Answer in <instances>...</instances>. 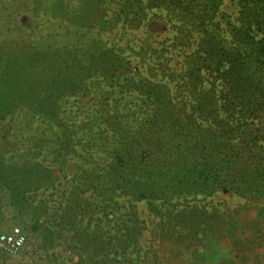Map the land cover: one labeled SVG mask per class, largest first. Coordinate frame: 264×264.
Listing matches in <instances>:
<instances>
[{
    "label": "trees",
    "instance_id": "trees-1",
    "mask_svg": "<svg viewBox=\"0 0 264 264\" xmlns=\"http://www.w3.org/2000/svg\"><path fill=\"white\" fill-rule=\"evenodd\" d=\"M48 8L45 22L59 24L19 52L15 77L3 69L0 126L28 129L19 140L31 146L0 155L8 205L33 217L34 202L50 205L58 222L89 238L86 248L122 241L139 251L155 236L150 228L193 237L205 222H222L218 206L232 202L223 222H256L229 229L253 250L264 230V0H52ZM226 241L232 264L246 257L248 243ZM248 259L264 263V251Z\"/></svg>",
    "mask_w": 264,
    "mask_h": 264
},
{
    "label": "rangeland",
    "instance_id": "rangeland-1",
    "mask_svg": "<svg viewBox=\"0 0 264 264\" xmlns=\"http://www.w3.org/2000/svg\"><path fill=\"white\" fill-rule=\"evenodd\" d=\"M51 2L52 0H0V97L9 78L4 76L5 65L10 66V77H15L13 74H17L19 52L33 49L39 42V37L41 39L44 35L47 36L54 26L59 24L50 18L49 22H45L46 16H49L48 4ZM28 131L20 130L7 120L3 121L0 126V155L9 160L13 156L30 151V144L19 140V134H26ZM5 133L7 138L2 139ZM21 158L27 160L30 157ZM38 161H42L40 157ZM14 163L11 161V164ZM37 194L42 196L38 200L47 195L42 192ZM5 195L6 192L0 189V235L18 230L25 237V242L21 249L14 253L0 248V264H232L230 244L226 239L235 241L238 238L244 243L248 241L233 237L235 235H231L229 229L239 223H243V226L256 225V222H223L232 216L228 208L233 203H221L218 198L219 202L225 205L218 206L222 211V222H205L198 234L193 237L160 238L156 236L157 230L150 228L156 237L150 236L149 233L144 236L138 245L139 251L132 250L128 242L122 241L105 244L100 250L95 244L91 248H86L89 238L75 235L70 225L58 222L53 215V209L49 210L50 205L44 207L35 204L37 201L34 202L39 212L47 208L48 213L43 215L38 212L33 217L29 208L19 212V209L10 207ZM28 199L31 202L32 198L30 200L28 196ZM207 202V211H212L211 205H216V201ZM97 223L93 222L91 228L97 230L99 228ZM111 223L103 222L102 226H109L110 229ZM217 225H221L222 230H218ZM224 230L228 231L225 233ZM258 231L262 232L259 235L261 242L257 243L253 250L251 243L240 246V250L247 252L246 257L236 260L235 264H249L251 252L257 254L264 251V230ZM81 240H86V245H83ZM103 240L106 241L107 238Z\"/></svg>",
    "mask_w": 264,
    "mask_h": 264
},
{
    "label": "built area",
    "instance_id": "built-area-1",
    "mask_svg": "<svg viewBox=\"0 0 264 264\" xmlns=\"http://www.w3.org/2000/svg\"><path fill=\"white\" fill-rule=\"evenodd\" d=\"M25 237L18 230L0 235V248L6 252L14 253L24 245Z\"/></svg>",
    "mask_w": 264,
    "mask_h": 264
}]
</instances>
